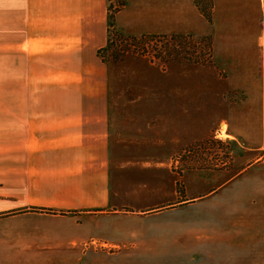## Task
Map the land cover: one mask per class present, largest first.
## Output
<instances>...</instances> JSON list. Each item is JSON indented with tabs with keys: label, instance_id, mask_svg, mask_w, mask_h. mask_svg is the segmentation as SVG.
Masks as SVG:
<instances>
[{
	"label": "crops",
	"instance_id": "crops-1",
	"mask_svg": "<svg viewBox=\"0 0 264 264\" xmlns=\"http://www.w3.org/2000/svg\"><path fill=\"white\" fill-rule=\"evenodd\" d=\"M110 5L0 0V264H264V0H212L225 91L199 69L165 102L99 56ZM158 16L126 0L115 22ZM215 129L238 170L200 160Z\"/></svg>",
	"mask_w": 264,
	"mask_h": 264
},
{
	"label": "rangeland",
	"instance_id": "rangeland-1",
	"mask_svg": "<svg viewBox=\"0 0 264 264\" xmlns=\"http://www.w3.org/2000/svg\"><path fill=\"white\" fill-rule=\"evenodd\" d=\"M110 1L114 10L120 7V4L126 3V0ZM145 7H148V5ZM211 9L212 0H159L158 23L161 27L155 33L135 34L138 38L148 36L145 40H139V43L118 42L117 46H114L108 54H105L111 60V56L115 52L119 54L118 60L110 63L116 66L115 69L122 71L121 79H123L125 85H134L135 92L131 93V100L165 102L167 92L172 87L182 84L198 85L199 80L204 81V76L210 80H206L207 83L211 84L218 78L219 87L225 91L226 81L222 76L224 70L219 67L214 59V49L210 53L208 51L212 42L209 24L212 16ZM198 10L205 17L206 22L198 15ZM141 12L137 17L138 22L148 21L149 14H146L143 9ZM199 25L200 28H198ZM156 34L182 37L174 39L158 38L157 40L150 37L158 36ZM116 38L115 36L114 39L116 40ZM178 53H182L180 61H176V59H179L176 58ZM153 56L156 57L153 58ZM189 59L192 61H188ZM133 61L136 63H133ZM199 69L205 70V73L202 74L203 77L197 79ZM0 96L4 98V94ZM227 98H230V96ZM224 101L227 102L226 95L223 94V112L227 108ZM215 132L218 133L216 129L213 130L207 136L205 142L201 143L206 153L205 158L200 160L205 161L207 166L226 164V167L234 166V170H238L239 163L231 162L232 160L228 159V155L225 154L228 146L214 138ZM193 162L192 160L191 163ZM180 169L177 171L180 172ZM16 213L13 211L10 214Z\"/></svg>",
	"mask_w": 264,
	"mask_h": 264
},
{
	"label": "trees",
	"instance_id": "trees-1",
	"mask_svg": "<svg viewBox=\"0 0 264 264\" xmlns=\"http://www.w3.org/2000/svg\"><path fill=\"white\" fill-rule=\"evenodd\" d=\"M122 6H124V4H120V7H117L115 10H114L113 5H110V8H109V40H108L107 46L104 49H102L101 51H99V56H101V58L103 59L104 62H112V61L116 62L118 60L119 54L116 52H115V54H113L111 56L112 60L110 58L106 57V55H105V54H108L110 52V49H112L114 46H117L118 42L125 41V42L139 43L140 41L145 40L146 37H148V36H141L138 38L136 36L125 35L123 32H121L119 29H117L116 24H115V15L119 12V10L121 9ZM115 36L117 37L116 40L114 39ZM150 37H153V39L157 40L158 38L174 39V38H179L182 36H176V35H172V36L162 35V36H160V35H158V36H150ZM145 45H146V43H145ZM210 45L211 46L209 47V50H208L209 53H210V51L212 52V50H213L212 42L210 43ZM143 50H145V49H143ZM155 57L156 56H153V58H155ZM177 57L179 59H176V61H180V57H182V53H178L176 58ZM181 60H183V59H181ZM185 60H187V59H185ZM188 61H192V60L189 59Z\"/></svg>",
	"mask_w": 264,
	"mask_h": 264
}]
</instances>
